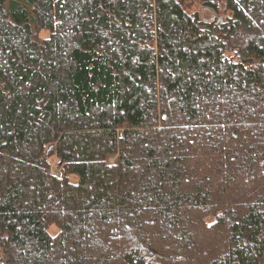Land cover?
I'll return each instance as SVG.
<instances>
[{
  "label": "trees",
  "instance_id": "obj_1",
  "mask_svg": "<svg viewBox=\"0 0 264 264\" xmlns=\"http://www.w3.org/2000/svg\"><path fill=\"white\" fill-rule=\"evenodd\" d=\"M192 1L0 0V264H264V0Z\"/></svg>",
  "mask_w": 264,
  "mask_h": 264
},
{
  "label": "rangeland",
  "instance_id": "obj_2",
  "mask_svg": "<svg viewBox=\"0 0 264 264\" xmlns=\"http://www.w3.org/2000/svg\"><path fill=\"white\" fill-rule=\"evenodd\" d=\"M191 9H190V11H193L194 9H197V10H199L200 8H199V5L197 4V3H195L194 1H192L191 0ZM209 14V13H208ZM200 15L203 17V16H207V14L205 13V12H201L200 13ZM54 159V158H53ZM51 172H52V174L53 175H55V176H59V172H58V170L53 166L52 167V169H51Z\"/></svg>",
  "mask_w": 264,
  "mask_h": 264
},
{
  "label": "water",
  "instance_id": "obj_3",
  "mask_svg": "<svg viewBox=\"0 0 264 264\" xmlns=\"http://www.w3.org/2000/svg\"><path fill=\"white\" fill-rule=\"evenodd\" d=\"M213 17V16H212Z\"/></svg>",
  "mask_w": 264,
  "mask_h": 264
}]
</instances>
